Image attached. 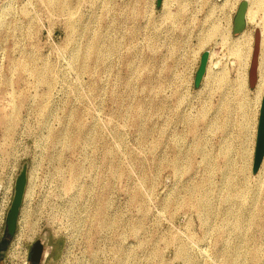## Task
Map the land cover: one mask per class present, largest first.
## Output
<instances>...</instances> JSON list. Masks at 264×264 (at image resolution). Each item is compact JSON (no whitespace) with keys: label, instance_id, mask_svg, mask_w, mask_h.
Here are the masks:
<instances>
[{"label":"rangeland","instance_id":"374dc122","mask_svg":"<svg viewBox=\"0 0 264 264\" xmlns=\"http://www.w3.org/2000/svg\"><path fill=\"white\" fill-rule=\"evenodd\" d=\"M244 1L0 0L6 216L28 166L0 264H264V12L236 57Z\"/></svg>","mask_w":264,"mask_h":264},{"label":"water","instance_id":"95a60500","mask_svg":"<svg viewBox=\"0 0 264 264\" xmlns=\"http://www.w3.org/2000/svg\"><path fill=\"white\" fill-rule=\"evenodd\" d=\"M163 2L164 0H157V5L161 7ZM247 2L248 1L245 0L240 5L238 13L234 19L235 34H239L244 31L245 24L247 23L246 10H245ZM259 50H260V32L259 29H256L254 50L252 55L250 71H249V83H250V87L252 88L255 86L256 82L258 81ZM208 60H209V53L205 52L202 55L201 65L196 75L197 86L200 84V82L205 76ZM263 161H264V95L262 98V104L260 109L257 141H256L255 156H254L253 172L255 174L260 171ZM27 175H28V166L24 165L23 170L21 171L20 175L17 177L15 184V194L6 218V232L10 237L16 234L18 228L20 211L27 187V181H28ZM43 252H44V246L42 242L38 241L34 247V252L31 257L32 262L39 263L42 260Z\"/></svg>","mask_w":264,"mask_h":264},{"label":"bare ground","instance_id":"6f19581e","mask_svg":"<svg viewBox=\"0 0 264 264\" xmlns=\"http://www.w3.org/2000/svg\"><path fill=\"white\" fill-rule=\"evenodd\" d=\"M259 10H263L262 12H264V0H249V7H248V10H247V13H246V19H247V23H249V24H255L256 23V16H257V12L259 11ZM264 16V15H263ZM215 29V28H214ZM212 30V29H211ZM216 30V29H215ZM214 30V31H215ZM217 32V31H216ZM215 32V33H216ZM209 33V32H208ZM209 34H211V33H209ZM241 34V33H240ZM213 34H211V36H212ZM216 35V34H215ZM252 34H250L249 32H247V31H243V33L241 34V35H239L237 38H236V44H238V45H236L237 46V49H235V50H237V53H236V57H238V58H240L241 56H242V47H245V49H247L246 48V46L248 47L251 43H252V36H251ZM210 36V35H209ZM210 36V37H211ZM262 36H263V40H264V30H263V32H262ZM212 38H213V36H212ZM211 39V38H210ZM263 42V41H262ZM226 44V43H225ZM252 45V44H251ZM262 46V45H261ZM252 47V46H251ZM235 48V47H234ZM249 48V47H248ZM249 50V49H248ZM247 50V51H248ZM245 50H243V52H244ZM250 51V50H249ZM248 51V52H249ZM246 52V51H245ZM247 54H249V53H247ZM212 58H213V55H211L210 56V62H209V65H219L220 64V62H216V64H213V60H212ZM248 58H249V56H248ZM242 59V58H241ZM243 64H246V63H243ZM246 66V65H245ZM258 68H259V70H258V77H259V79L261 78V80H258L260 83L259 84H262L263 82H264V78L263 77H261L260 76V59H259V65H258ZM210 70V69H209ZM208 70V71H209ZM208 73V72H207ZM263 87V86H262Z\"/></svg>","mask_w":264,"mask_h":264},{"label":"built area","instance_id":"2783aa9c","mask_svg":"<svg viewBox=\"0 0 264 264\" xmlns=\"http://www.w3.org/2000/svg\"><path fill=\"white\" fill-rule=\"evenodd\" d=\"M8 208H9V204L6 207L0 206V231H2V229H4V226L6 223V218H7L6 211L8 210Z\"/></svg>","mask_w":264,"mask_h":264},{"label":"flooded vegetation","instance_id":"af4514ba","mask_svg":"<svg viewBox=\"0 0 264 264\" xmlns=\"http://www.w3.org/2000/svg\"><path fill=\"white\" fill-rule=\"evenodd\" d=\"M34 252V251H33ZM33 254V253H32ZM31 257H32V255H31Z\"/></svg>","mask_w":264,"mask_h":264}]
</instances>
